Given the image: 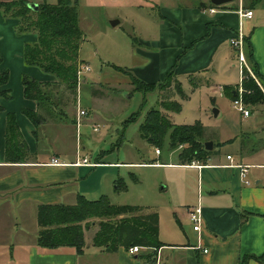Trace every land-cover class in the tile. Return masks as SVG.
Returning a JSON list of instances; mask_svg holds the SVG:
<instances>
[{"label": "crops", "instance_id": "crops-1", "mask_svg": "<svg viewBox=\"0 0 264 264\" xmlns=\"http://www.w3.org/2000/svg\"><path fill=\"white\" fill-rule=\"evenodd\" d=\"M27 1L55 3V0ZM147 1L153 4L163 20L160 21L158 39H140L138 43L151 44L158 49L154 52L138 49L139 55L144 58L143 66L135 73L140 79L146 82L162 81L177 64L176 72L180 81L183 76L191 87L190 74H198L202 78L203 83L199 86H215L223 91L226 85H237L218 84L212 78V73L215 75L222 71L223 66L237 56L231 39L240 28L245 36H250L255 60L264 76V0H233L221 6L213 5L211 0H187L185 3H175V0ZM212 8L215 12H211ZM240 9L253 11L252 18L242 19V25ZM19 23V19L5 17L0 10V75H9L7 83L0 85V91L11 93V98L0 95V264H154L149 259L153 251L151 248H148L150 253L141 256L140 251L131 254L129 250L120 248L111 253L94 246L97 223L86 230V247L81 255L73 247L50 250L38 244L39 204H74L78 194L88 197L91 188L82 181L83 169L92 165L75 164L80 157L65 156L60 148H56L52 154H40L38 138L43 132L50 131L51 126L55 129L65 122L51 121L36 128L22 111L24 108L34 111L38 108L35 100L25 96L22 83L25 75L41 82H56L57 78L25 62V43L37 41V35H18L16 27ZM178 23L182 27L181 37L175 36L174 43H171L169 36L175 34V25ZM176 56L180 57L179 63L175 64ZM233 67L236 64L233 63ZM208 73L211 78L205 77ZM246 108L250 114L244 116L241 112L240 134L236 133L235 122L223 129L218 128L220 131L204 125L206 142L214 143V153L206 162L181 164L178 155L176 158L170 151L164 160L127 163L165 166L177 171L175 174L180 182L178 203L173 207L178 222L182 227L183 222H187L190 232H185L184 237H181L179 230L174 228L171 233L164 235L161 233L160 221V239L164 245L156 250V255L159 252L167 264H241L244 257L264 255V105ZM9 112L16 115L30 150V162L12 163L7 160ZM94 115L95 112L90 111L88 123L84 125H93L89 121ZM36 130L37 135L34 133ZM40 130H43L42 134ZM62 135L55 131L51 136L56 141ZM231 145H234L233 149L225 150ZM54 158L63 164H51ZM82 158L88 159L89 156L83 155ZM101 160L105 163H96V166L108 163L103 158ZM237 165L247 166L246 179L249 184L241 177L242 169ZM191 174L197 177L198 186L193 193L184 183ZM199 203L203 208L204 221L201 231L197 232L189 212ZM205 248L208 249L207 253L204 252ZM247 264L264 262L252 258Z\"/></svg>", "mask_w": 264, "mask_h": 264}, {"label": "rangeland", "instance_id": "rangeland-1", "mask_svg": "<svg viewBox=\"0 0 264 264\" xmlns=\"http://www.w3.org/2000/svg\"><path fill=\"white\" fill-rule=\"evenodd\" d=\"M186 1L175 0V3ZM79 5L80 26L84 32L80 57L86 61L85 66L90 65L91 70L85 71L84 66L81 68L83 72L80 75L77 100L74 101L72 96L65 100L67 102L65 109L70 119H76V126L73 127L70 121H66L55 129L51 126V130L47 133L40 130L41 134L43 132L42 136H38L40 154L42 156L52 154L56 148H60L64 155L70 158L78 155L81 160L83 155H87L91 163H95L101 154L104 161L108 162L107 164L92 165L83 169L82 181L91 188L87 196L97 199L102 194L109 193L112 202L117 205L148 207L150 211L159 213L161 233L169 234L175 228L179 230L180 236L184 237L185 232L189 234L190 225L184 221L183 227L181 226L173 207L178 203L180 182L175 174L177 171L165 166L127 164L128 162L160 161V158L164 160L170 151H173L174 157L177 158L181 148L176 151L165 148L161 150L160 155L156 147L142 137L141 125L145 121L147 112L157 108L176 124L200 122L207 128L220 131L223 127L235 122L238 131L236 133L240 134L241 112L234 107V101L220 88L203 85L194 89L183 76L181 77L182 89L190 98L185 99L179 94L172 95V100L181 104L180 111H169L162 106L160 100L164 91L160 86L155 89V92L149 93L144 102V94L133 90L130 83L131 77L117 70L115 66L123 67L135 74L144 64V58L139 55L138 49L146 52L158 50L151 44L138 43L140 39L149 41L159 38L161 30L159 25L163 20L160 13L156 12L153 4L147 0H79ZM113 21L119 22L113 25ZM181 30L180 24H176L175 34L169 36L171 43H174L175 36L181 37ZM173 47H175L174 44ZM179 57H175V64L179 63ZM233 63L236 67H233ZM36 67L44 72L40 67ZM248 70L264 89L250 64ZM205 77L211 78L209 73ZM212 78L218 84L241 83L243 74L238 55L229 64H225L222 71L215 75L212 73ZM215 109L221 111L216 117ZM80 110H85L86 114L80 117ZM92 110L97 115L89 121L93 125H84L88 123L87 118ZM55 131L63 134L56 141L51 136ZM233 148L234 145H231L225 150ZM112 163H120V165ZM184 183L192 193L198 187L197 177L193 174L185 178ZM117 184L121 185L120 189H115ZM150 252L148 248H143L139 254L145 256Z\"/></svg>", "mask_w": 264, "mask_h": 264}, {"label": "trees", "instance_id": "trees-1", "mask_svg": "<svg viewBox=\"0 0 264 264\" xmlns=\"http://www.w3.org/2000/svg\"><path fill=\"white\" fill-rule=\"evenodd\" d=\"M79 6L78 0H57L56 3L44 1L39 3L37 10H34L29 7L27 0H0V10L4 16L19 19L20 23L16 27L18 35L29 33L37 35V41L25 43L23 53L25 62L38 66L57 78L56 82H41L28 75L22 79L25 96L35 100L38 105L35 111L27 108L22 111L36 128L51 120L76 123V119H70L65 109L67 107L65 100L70 96L74 97V101L77 100L80 85L78 73L86 64L80 57L84 32L80 26ZM244 51L252 71L264 87V76L255 60L250 36L244 37ZM176 65L167 73L164 80L157 82H146L123 67L115 68L131 77L133 90L144 94V102L147 95L155 92L160 86L164 91L160 100L162 106L169 111H180L181 104L172 100V95L179 94L183 98H188V95L182 89ZM189 77L194 88L203 83L198 74H190ZM8 78V73L0 75V85L7 83ZM240 88L245 106L256 108L264 105V89L255 81L247 67L243 69L241 83L226 85L223 91L235 101L240 96ZM0 95L11 98L10 91H0ZM34 133L37 135V130ZM141 135L160 152L165 148L167 150L181 148L178 153L181 164L206 162L214 153L213 150L205 148L207 139L203 124L173 123L157 108L147 112L141 125ZM6 139L8 162H30L28 144L22 136L16 115L12 112L7 114ZM102 158L103 156L99 154L95 163H105ZM120 188L121 185L117 184V189ZM37 221L39 225L37 242L50 250L68 246L75 248L78 254H83L86 247L85 232L93 223H97L98 226L93 244L106 252H117L120 248L129 250L134 246L151 248L153 251L149 259L155 263L156 250L164 245L160 239V216L157 211H150L148 207L140 205H117L107 194H102L97 199L78 194L74 204L63 202L39 204ZM252 258L264 262V255L247 256L241 264H247Z\"/></svg>", "mask_w": 264, "mask_h": 264}, {"label": "built area", "instance_id": "built-area-1", "mask_svg": "<svg viewBox=\"0 0 264 264\" xmlns=\"http://www.w3.org/2000/svg\"><path fill=\"white\" fill-rule=\"evenodd\" d=\"M211 12H215V9L212 8ZM239 14H240V18H241V25H242V19L243 18H252L253 16V11L252 10H247V9H240L239 10ZM244 37L245 34L243 33L242 28H240L239 32L237 33V35L231 39V44L236 48L237 51V55L239 58V63H240V69L242 71L243 74V69L245 67L249 68V63L244 51ZM84 70L85 71H89L90 67L88 65L84 66ZM83 69L79 70V80H80V75L82 74ZM242 88H240V96L238 99H236L234 101V107L237 108L240 112L243 113L244 116H248L250 114V110L246 108L243 99H242ZM86 111L85 110H80V117L82 115H85ZM97 130V127L95 128ZM157 152H160V150H157ZM228 158H231V156H228ZM79 160H77V162H75V164L80 165V164H84V165H97L96 163H91L87 158H82L80 160V158H78ZM51 164H63V162L61 163L57 158H54L51 162ZM241 167V177L244 179L246 184H249L250 182L246 179L247 178V174H248V168L247 166H242V165H237ZM189 216L190 219L192 221V223L194 224V230H196L197 232H200L202 229V224L204 221V217H203V208L201 206V204L199 203L197 206H194L190 212H189ZM141 249H143V247H139V246H134L131 247L129 249V252L131 254H136L138 253ZM204 252L207 253L208 249H204ZM154 264H167L164 259L161 257V254L158 252V254L156 255V261Z\"/></svg>", "mask_w": 264, "mask_h": 264}, {"label": "water", "instance_id": "water-1", "mask_svg": "<svg viewBox=\"0 0 264 264\" xmlns=\"http://www.w3.org/2000/svg\"><path fill=\"white\" fill-rule=\"evenodd\" d=\"M230 1H233V0H211L212 4L215 5V6H221V5H224ZM29 7H31L32 9L34 10H37L38 7H39V4L37 3H29ZM119 21H113L112 24L113 25H116ZM214 113L215 115H218V110H214ZM205 148L207 150H212L214 148V143L212 141H208V142H205Z\"/></svg>", "mask_w": 264, "mask_h": 264}]
</instances>
